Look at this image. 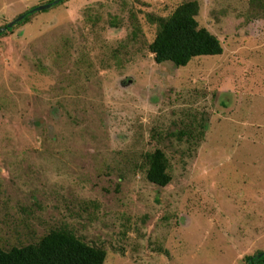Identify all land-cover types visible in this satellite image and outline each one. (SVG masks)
I'll list each match as a JSON object with an SVG mask.
<instances>
[{
    "label": "rangeland",
    "instance_id": "obj_1",
    "mask_svg": "<svg viewBox=\"0 0 264 264\" xmlns=\"http://www.w3.org/2000/svg\"><path fill=\"white\" fill-rule=\"evenodd\" d=\"M191 1L223 54L157 64L159 19ZM49 2L0 0V29L48 9L0 37V247L68 229L105 264L264 251V0Z\"/></svg>",
    "mask_w": 264,
    "mask_h": 264
},
{
    "label": "trees",
    "instance_id": "obj_2",
    "mask_svg": "<svg viewBox=\"0 0 264 264\" xmlns=\"http://www.w3.org/2000/svg\"><path fill=\"white\" fill-rule=\"evenodd\" d=\"M68 1L50 0L48 6L54 8ZM199 11V3L191 1L178 7L170 17L159 19V29L150 48L157 64L171 62L177 67H186L198 57L223 54L222 43L217 36L200 27L197 20ZM37 12L35 8L30 9L21 15V21L1 28L0 37L29 22ZM185 136L195 142L200 137L203 139L204 132L189 135L184 132L179 139ZM147 160V180L159 187H167L172 177L165 153L156 150ZM106 257L104 249L88 244L68 229L52 230L35 244L8 251L0 247V264H105ZM245 264H264V251L246 257Z\"/></svg>",
    "mask_w": 264,
    "mask_h": 264
},
{
    "label": "water",
    "instance_id": "obj_3",
    "mask_svg": "<svg viewBox=\"0 0 264 264\" xmlns=\"http://www.w3.org/2000/svg\"><path fill=\"white\" fill-rule=\"evenodd\" d=\"M50 7V6H49ZM45 8H39V9H37L38 11H40V10H44ZM22 18L23 17H20L19 19H17L15 22H13V23H11V24H9V26L11 27V26H13L14 24H16L17 22H19V21H21L22 20Z\"/></svg>",
    "mask_w": 264,
    "mask_h": 264
}]
</instances>
